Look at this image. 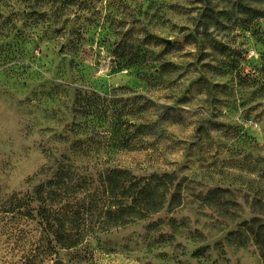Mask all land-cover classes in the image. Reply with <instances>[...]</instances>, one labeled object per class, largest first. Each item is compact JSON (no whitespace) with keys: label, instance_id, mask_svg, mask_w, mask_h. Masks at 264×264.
<instances>
[{"label":"rangeland","instance_id":"obj_1","mask_svg":"<svg viewBox=\"0 0 264 264\" xmlns=\"http://www.w3.org/2000/svg\"><path fill=\"white\" fill-rule=\"evenodd\" d=\"M264 0H0V264H264Z\"/></svg>","mask_w":264,"mask_h":264},{"label":"trees","instance_id":"obj_2","mask_svg":"<svg viewBox=\"0 0 264 264\" xmlns=\"http://www.w3.org/2000/svg\"><path fill=\"white\" fill-rule=\"evenodd\" d=\"M261 214L264 215V212H261ZM249 231L253 236V240L255 241L260 251V254L264 257V223H262L256 229L250 228ZM32 262H33L32 260H25L23 263L20 264H33ZM14 264H19V263H14Z\"/></svg>","mask_w":264,"mask_h":264}]
</instances>
